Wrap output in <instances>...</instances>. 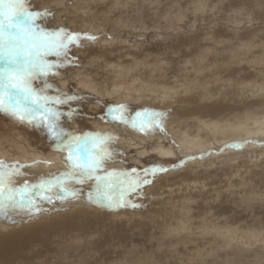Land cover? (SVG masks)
<instances>
[{"label": "rangeland", "instance_id": "rangeland-1", "mask_svg": "<svg viewBox=\"0 0 264 264\" xmlns=\"http://www.w3.org/2000/svg\"><path fill=\"white\" fill-rule=\"evenodd\" d=\"M42 1H43V3H41ZM56 1L57 0H52V1L51 0H49V1L48 0H31L32 6L36 9H44V8L54 9L53 14L45 16V17L38 20L39 28L43 29L44 31H47V32H56L59 29L64 28V29H67L71 33H79V34H81V39L79 42L81 46L73 45L70 49V53L68 55L67 60H62L61 58H58L52 54L45 56L44 59H46L47 61H49L53 64L59 65V66L54 67L47 75L42 74L39 76L38 79L34 80L33 81L34 87L37 90L44 89L45 94L48 96H51V97H55V96L61 95V94H66L68 96L74 97V99H72L71 101H67L64 104L55 105V107L61 113H63V115L60 118V126L62 129L66 130L70 135H77L78 136V135H82L85 133H92V134H101V135H104L105 137H107L108 134H106V131L109 132V130L110 131H115L116 129L118 130V128L120 129V126L126 130H127L126 127H128V131H133L132 133L139 135V136H135L136 139H132L131 141H128L126 137H123L120 134L116 135L117 137L116 136L113 137L112 140L114 142L111 141L108 146H109L110 150L113 151L114 155H113V158L105 164L106 165L105 167L110 166L109 167L110 171L115 169V168H113V167H115L114 164L115 165L118 164V167L116 165L117 168L115 169L117 171L124 170V171L131 172L132 168H136L138 170V172L140 173V175H143V172L141 170L146 168V167L162 166V167L166 168L167 171H165L163 173L158 172V173H156V175L154 177L149 176L148 178L152 180V183L143 186L142 194H139V195L133 194L130 197V199L133 197V201H134V199H136V202L134 204L141 205V206H138V207L126 206V207H120V208L112 209V210H119V209L124 210V209L128 208L129 211L134 209L135 212L132 211V213H135V215L126 213L127 214L126 217L120 215V217L117 219L110 218V217H109L110 218L109 219L106 216V217H103L100 221H98V225L96 227H92L89 224H87V225L81 224L80 226H82L84 228V231H83V229H77L75 231L70 232L67 229H61V228L58 229L57 228L56 234H53L52 235L53 237L51 236L49 238V240L44 241V239L43 240L41 239L38 244H28L27 246L21 245L22 247L15 249L12 253V255H13L12 259L21 256L20 258L22 259L23 262H25V260H30L29 264H43L44 262H46L45 264H49V263L50 264H64V263H66V264H138V263L139 264H154V263L155 264H264V232H263L264 231V198H263L264 197V189H263L264 188V173L261 172L262 166L264 165V139H262V138L258 139V138H255L254 135L248 134L249 136H247L246 138H240L241 142L238 140H230L229 139L228 141H223L222 145H219L220 143L217 144L218 147H215V144H212V145L207 146V149L206 148H200V149H196V150L188 149V151H187V149H185V145H183L184 144L183 142L190 141V139H188V138H191V137L194 138L197 135H199L200 138H203V136L207 135L206 131L199 132V128L197 126H198V122L200 121V119L195 118L193 120V119H187L183 116L178 117L177 115H174L173 113L169 114V113L165 112L164 111L165 108L160 109L158 107V108H156L157 111H155V108L148 106V105L145 106L146 104H144L142 102V100L138 98L139 95L136 94L135 90H132L134 88H141V87H139V85H141V83L137 82V79L139 77L136 78V81L134 79H130L129 81H128V79H126V81H128V82L126 84L124 81L123 83L125 85H123V83L121 84L120 82H122L124 79L118 78V76L116 74H114L115 72L118 71L117 69L115 70V67H117V64H118V67L120 66V69L122 68L121 70L124 69V71L127 73H129V70L131 73L133 71H134V73H136L138 70H141L144 65H146L150 62H151L150 64H152L153 60H154L153 63L155 61L156 62L158 61L161 63V61H162V63H164V64L161 63L160 64L161 66L157 63V65L159 67L158 69L156 68V66H157L155 64L156 62L154 63V65H155L154 68H156L154 73L156 74V77H157V73L161 72V70H159L160 67H162L163 69L162 68L161 69L165 70L167 73L168 72L171 73L173 71H176L173 73L174 75L171 73L172 76H175V78L171 77V74H170V77L172 79L173 78L175 79L176 85L173 87L172 82L169 84L170 87L168 86V84H163V85H166L167 87H169L168 89L171 90V91L169 90V92L167 93V95L165 94V96H167L168 98H171L172 96H170L169 94H171L170 92H172L173 90L179 89L178 93H180V94L184 93L185 88H183V87H185V86H183L184 84H181L180 82H184L182 80V78H184V76H185L184 71L187 70L186 67L188 68V70L186 71V76H187L188 71H191V70H189L190 69L189 66L191 68H193V67L195 68V66H197V65L198 66L205 65L206 60H209L210 58L219 59L222 56H223L222 58H225L226 55L230 56L231 54H233V53H230L233 51L234 52L236 51L235 57L239 56V58L237 59L234 57V59H233L232 57L231 58L226 57L227 63L230 64V62L233 61V64L237 63L239 65L240 64L239 61H241V59L243 57H245V59L244 58L242 59L243 62L247 61L246 56L243 55V54H245L243 51H242L243 53L240 52L241 55H239L240 53H238L239 51H241L242 47H244L245 49H248V50L250 49L249 50L250 52H248L249 57H250V54L253 51V49L254 50L256 49L255 52H252L253 54L251 57H253V58L247 57L250 59V62H248L249 60L247 61L248 63H250V65L248 63H245V62H244V64L239 65V70L240 69L241 70L243 69L246 71L249 70L247 73H244V74H245V76H247L248 81H250L251 87H253L254 90H256L255 91L256 94L247 96V92H249V90L245 89V91H242V93L244 92L245 96H244V94L239 92L238 95L242 98H240L238 96L239 98H236L237 100H234L228 96V94H231V91H230V93H228V91L225 90V92H226L225 94H226V96H228L225 100H226V102L229 100H233L234 104L236 105V109H240L241 116L239 115L240 116L239 121H238L239 123H243L244 120H245L244 121V123H245L247 117H250L254 120V118L258 116L257 114H259L258 117H263L264 112L261 111L262 109L264 111L263 100L259 99V101L261 100L260 101L261 104L257 101L258 102L257 104H259V105L255 104L257 106H253L254 104H252V103L255 102L256 100H254V99L255 98L258 99V97L260 95L259 89H258L259 86L264 89V85L261 83L264 80V43L262 44V41H264V6H263L264 0H259V1L255 0L258 3H256L254 0H249V1L248 0L247 1L242 0V2H240L241 0H238V1H235V0H209L210 2L208 0H196V2H198V4H196L197 6L194 3L195 0H171L172 2L169 0L170 1L169 3H168V0H159L160 2H158V0H147V1L146 0H135V1L134 0H92V1L91 0H58L57 3L61 2L62 7L60 6V3H59V5L56 4ZM74 1H75V3H74ZM229 1L232 4L231 3L228 4ZM191 2L195 6L191 5L192 4ZM170 3H172L173 5ZM176 3L178 4L177 6H179L178 10L176 9L177 6H174V4L176 5ZM199 3H200V5H199ZM212 3H214V4L212 5ZM251 3L252 4L255 3L257 5H252ZM73 4H74V7H73ZM94 4H96V5H94ZM114 4L115 5L117 4L118 6L117 5L115 6ZM230 4H231V6H228ZM246 4H248V5L251 4L252 6H255V8L252 6H248V5L246 6ZM112 5H114V6H112ZM120 5H121V7H120ZM168 5H170V6H168ZM258 5L261 6V8ZM70 6L73 8V12L75 13L74 17H71V15H66V13H61V12L57 11L58 9L62 10L64 8L65 9L69 8ZM155 6H156V8H155ZM212 6H215V7H213L214 8L213 10L211 8ZM172 7H175V11H174V8H172ZM249 7L254 8V9L251 10V8H249ZM162 8H164V11ZM205 8H209V9L205 10ZM139 9H140V11H139ZM210 9L212 11H210ZM217 9H218V11H217ZM146 10H148L147 11L148 13L146 12ZM156 11L159 12L160 14L156 13ZM176 11L179 12L180 15ZM225 11H226V13H228V15L226 13H224ZM62 12H64V11H62ZM161 12H162V14H161ZM248 12H250V13H248ZM87 13H88V15H87ZM166 13H167V15H166ZM194 13H196V14H194ZM247 13H248V15H247ZM175 14L176 15L178 14V15L176 16ZM193 14H194V16H193ZM233 14H234V16H233ZM152 15H155V18ZM172 15L175 18L178 17L180 20L178 18L175 19ZM156 16L158 17V19L156 18ZM164 16L167 18H164ZM180 17L183 19H181ZM228 17L230 19H228ZM154 19H156V20L154 21ZM177 19L179 20L178 22H177ZM163 20H165V22ZM142 21H144V22L141 23ZM167 21L170 23H167ZM230 21H231V23H230ZM138 22H139V24H138ZM155 22H157V23H155ZM171 22H173V23H171ZM174 22H176V24L178 23L179 25L177 24L178 26H176V24ZM166 23H167V26H170L172 24L171 27H166ZM155 24H157V25H155ZM161 24L162 25L164 24V27H161L162 26ZM173 25H175V27ZM141 26H143V27L141 28ZM172 27L174 30L172 29ZM217 29H222V30L226 29L227 34H231V32H232V36H233L231 40L227 39V41H225L226 43L224 41H222V44H219L221 47L222 46L226 47L228 44L227 42L235 41V40L237 41L235 43L236 46H232V49H230L231 47H229V46H228V48L226 47L224 49H223V47L222 48L218 47L219 45L216 43L217 39L215 40V38H216L215 31H217ZM234 29H235V32H233ZM209 30L212 32H210ZM227 30H229V31H227ZM259 30L263 33L259 32ZM176 31H178L179 34L178 33L176 34L175 33ZM171 32H172V34H171ZM236 32L240 36H238L237 34L235 35ZM161 33H162V35L164 34V36L160 35V38H159V34H161ZM184 33H185V35H184ZM233 33H234V35H233ZM84 34L94 36V37H96V39L95 40H88V39L84 38ZM204 34H205V36H204ZM242 34L243 35L245 34V35L242 36ZM251 34H253V35H251ZM193 35H198V36H200V39L203 40V41L200 40L198 48L195 47L198 52L194 48V46H197V45H194V44L190 45V44L186 43V41H185V39H189V38H191L190 36H193ZM228 37L230 38L231 36H228ZM258 37L260 40H259V42H256L255 40H257ZM114 38L116 41V43H115L116 45H114V43H112L115 41H111V39L113 40ZM255 38H257V39H255ZM212 39L214 40V42L211 41ZM209 41H211V42H209ZM241 41L244 43H242ZM248 41L251 43L252 46L257 45L256 47H258V49L255 47L253 48L251 45H249ZM252 41H254V43ZM208 42H209V44H208ZM212 42L214 44H212ZM136 43H138L140 46ZM245 43H246V45H245ZM255 43H256V45H255ZM257 43L260 45H258ZM105 44H106V46H105ZM128 44L131 46V48H129L130 46H128ZM131 44H133V45H131ZM135 44L138 46H135ZM211 44H212V47H211ZM142 45H143V47H142ZM214 45H215V47H214ZM110 46H111V48H110ZM250 46L253 48L252 50H251ZM259 46L263 48V51L256 52L257 50L260 49ZM133 47H135V48H133ZM138 47H139V49L137 50L136 48H138ZM119 48H121V49H119ZM199 48L203 49V50H200ZM208 48H210V49H208ZM262 48L260 50H262ZM132 49H134V50H132ZM183 50H184V52H183ZM199 50H200V52H199ZM138 51H140V52H138ZM191 51H193L192 52L193 54L191 53ZM141 52H142V54H141ZM105 53H108V54H105ZM113 53H114V55H113ZM127 53H130V54H127ZM132 53H135L138 57H134L135 54H132ZM258 53L260 55H258ZM109 54H112V55H109ZM119 54H120V56H119ZM140 54H141V56H140ZM144 54H145V56H144ZM190 55H191V57H190ZM242 55H243V57L241 58L240 56H242ZM254 55H255V59H254ZM261 55H263V56L261 57ZM146 57L148 59H146ZM149 57H151V58H149ZM164 57L166 60L164 59ZM177 57L178 58L180 57V59H179L180 61L178 60ZM182 57L184 58V61H182L183 60ZM119 58H120V60H119ZM160 58H162L163 60ZM181 58H182V60H181ZM259 58H260L261 63L259 62ZM105 59H106V61H111L108 63L109 64L112 63V64L110 66L108 65V63L105 64V62H106ZM136 59L138 60L137 61L138 66H137V64H136V66L134 64V61L136 62ZM167 59L168 60L170 59V60L168 61ZM173 59H174V61H173ZM193 59H195L196 61L195 60L193 61ZM101 60H103V61L101 62ZM127 60L129 61L128 63H127ZM140 60H141V62L139 64ZM148 60H150V62ZM199 60L200 61L202 60L201 63L200 62L197 63V61H199ZM120 61H121V63H120ZM123 61L125 63H122ZM176 61H178V63H176ZM185 61L186 62L188 61V62L186 63ZM256 61L258 62V66L261 69L260 72H259V68L257 66ZM145 62H147V63H145ZM167 62H171V63L173 62L172 63L173 66L171 65V63L169 65ZM190 62H192L193 64H191ZM141 63H142V66H140ZM184 63H186V64H184ZM195 63H197V64H195ZM252 63L255 65L256 70L253 68L254 65H252ZM121 64H122V66H121ZM105 65L109 66L110 69L105 67ZM112 65H114L115 67H113ZM128 65H129V67H128ZM133 65L137 68L136 69L137 71L133 70L135 68ZM163 65H164V67H163ZM168 65L172 66V69ZM182 65H183V67H181ZM176 66H179L180 68H182V70L184 69L183 74H182V70H179L180 68L176 67ZM165 67L166 68L168 67L169 69L167 68L168 69L167 70V69H165ZM174 67H176V69L179 68L178 70L180 71V75H179V72H177V70ZM106 68L108 69L109 72L112 71L111 73L114 74V76L110 77L108 75L109 72L106 70ZM126 68H128V69H126ZM142 70H144V69H142ZM256 71H257V73H256ZM200 72H202V71H200ZM197 73H199V72H197ZM135 75H137V74H135ZM176 75H178L179 77H177ZM195 76L193 77V79H199V81L202 80L201 83L206 82L205 80H203V77L201 75H198V77H197V74H195ZM253 76H254V78H252ZM255 76H256V78L258 77L257 81H256ZM114 77H115V79H113ZM165 77L168 78L169 75L167 74V76H165ZM249 77H251L250 79H253L254 83L251 82L252 80H249ZM259 77H262V78H259ZM118 79H120L121 81ZM85 80L87 81V84L88 83H90V84L81 85L80 82H83ZM117 80H118V82L119 81L120 82L117 83ZM131 80H133V81H131ZM139 80H141V79H139ZM212 80H208L207 82L210 84L208 86H211L212 87L211 90H213V92H214L217 90L218 87L215 86V84L213 83L214 80L213 81ZM134 81H135V83H134ZM196 81H198V80H196ZM210 81L212 84L210 83ZM229 81H231V80H229ZM245 81H246V79H243L242 82L238 83V85H239L238 87L245 86V83H244ZM129 82H132V83L128 84ZM177 82L180 83L181 86H179L180 84H177ZM142 83H143V80H142ZM226 83H230V85L229 84H227V85L232 86L231 82H226ZM117 84H120V85H117ZM221 84H225V83L221 82ZM128 85H131V87ZM45 86H47V87H45ZM204 87H206V86L204 85ZM103 88L104 89L106 88V91H104ZM181 90H182V92H181ZM101 91L103 92V94L101 93ZM116 91H120L122 94L117 95ZM157 92L158 91L153 90V91L148 92V95L149 94H150V96L153 95V97H156V95H157V97H161V96H159V92L158 93ZM188 92H191V93H188ZM188 92H186V95L187 94H189V96L195 95V93H194L195 91L193 92V90H189ZM110 93H113V94L109 95ZM178 93H177V95L176 94L175 95L178 96ZM240 93H241V95H240ZM132 94L134 97H135V95H137V96L133 99ZM257 94H258V97H257ZM128 95H129V97H128ZM232 96H235V95H232ZM253 96H254V98H253ZM153 97L151 96V98H153ZM210 100H207V99L205 101L203 100V103L206 105H210V106L212 105L214 107V105L217 103L225 102L224 100L221 99V97L211 98ZM118 105H124L125 106L123 115L127 118V121H128L127 123H116V122L112 121L110 117H106L104 119L100 118L104 115V113L108 112L111 107H115ZM247 105L249 108L247 107ZM145 109H148L149 111L163 112L164 116H168L164 119H163L164 116L162 117V123H163V129H164L163 132H161L159 129H155L154 131L149 132V134H145L144 132H141L138 129H135L132 127V120L133 119H135L138 124L140 123V118L136 116V113L142 112ZM247 109H249V110H247ZM259 109H261V110H259ZM250 113L252 116L249 115ZM170 118H171V120H169ZM240 118H241V120H240ZM257 118H255V119L256 120H262V118H260V119H257ZM179 119H180V121H179ZM205 119H208V118H205ZM214 119L216 120L215 117H211L206 121L211 123V122L215 121ZM227 119H229L230 122H233L232 121L233 119L232 118L230 119L229 115L226 118L224 117V118L220 119V121L227 120ZM171 121H172V123H171ZM180 123H181L182 129H181V127H179ZM188 123H190V124H188ZM193 123H194V126H193ZM184 124L187 125L186 126L187 128L185 127ZM249 124H250V122L247 123V125H249ZM107 126H110V127H107ZM190 127H192L191 129L193 130V132L190 129ZM177 129L178 130L180 129V130L177 132L176 131ZM187 129H189V132ZM183 130L184 131L186 130V131L184 132ZM120 131H122V130H120ZM120 131H118V132H120ZM0 133H2L1 135H5V136H3V138L5 137L4 141L6 143H8L6 141V139H7L6 137H14L15 139H18V137H20L19 139L22 138L23 140H24V138H26L27 144L29 146L28 145L26 146L25 144H24V146H26V148L29 150L30 149H32L34 151L36 150V152H41V154H43V155L53 154V153L58 154L60 156H62V155L66 156L67 155V152L62 154L60 151L56 150L54 141L47 134V132L44 128L30 125L27 122H21L17 119L12 118L9 115L3 113V112H0ZM184 133H186V134H184ZM140 136L142 137L143 141L141 140ZM116 139L118 141H116ZM158 144H160V145H158ZM235 145H239V147H237ZM250 145L257 147L258 149L263 148V151H260L261 153L257 158L254 155H247V153L243 154V156H242L243 161H242V159L238 161L239 162L238 165L241 162H243V164L245 163V165L247 166V168H246V166L244 167V169H246L247 171L246 170L244 171V169L241 170V171H243L242 172L243 174L239 171L238 173L229 172L230 173V175H229V173L225 172V170H224V168H227L228 165L227 164H220L219 160H216L215 167H210V168H207L206 166H202V167L198 166V165L195 166L192 164L193 166L196 167V169H195V167H192V165L189 166V164H188V163L197 162L198 160L209 158L212 155L224 154L225 152L228 151V149L236 150V149H241V148H244L245 146H250ZM119 146H121V147H119ZM158 146H164V147H170L171 146V148L173 150V154L165 155V156L158 154L157 150H156L158 148ZM5 147H6V149L11 150L9 145H6ZM14 152H15V150H11V153L16 155V152L15 153ZM257 160L259 162H257ZM5 162L9 163V164L16 163V164L22 165L21 163L16 162V161L15 162L14 161L13 162L12 161L11 162L5 161ZM219 168H220V170H219ZM250 168L253 171L250 170ZM106 169L108 170V168H106ZM207 169H210V170H207ZM211 169H213V170H211ZM206 170H207V172H205ZM202 171L204 173H202ZM219 171L221 172V174L218 173ZM255 171L258 172L257 174L259 176L256 174ZM20 172L23 173V175H17L15 177L16 179H23L29 174L26 167L21 168ZM191 172H193V173H191ZM100 173L102 174V175L100 174L101 176L105 175L104 172H100ZM195 173H196V176H195ZM163 174H164V178H162ZM215 174L217 176H215ZM224 174H226V175H224ZM247 174L249 175V177L247 176ZM208 175L211 177H214V178L212 179V178L208 177ZM200 177H201V179H199ZM203 179L206 181H204ZM209 179H211V180H209ZM39 181L40 180H38L36 183H38ZM158 181L160 182V185H159ZM170 181H172L171 182L172 184L170 183ZM189 181H190V183L193 182L191 184L192 186L190 185ZM232 181H234V183ZM156 182H158V183L156 184ZM178 182L180 185L178 184ZM23 183L24 182H15V186L16 187H22ZM232 183H233V185H231ZM94 184H95V181L85 183L83 185L76 184L75 187L81 190V194L76 199H72L70 196L68 198H65L63 201L54 198L53 204L63 203L66 205L73 204L72 206H74L79 201H83L84 204H87V206L92 211H95L96 209L100 208L101 210H105V211L110 212V210H108L106 207H103V206L98 205L96 203L92 204L87 199V193L90 190H92V188L94 187ZM198 184H199V186H197ZM237 184H238V186H237ZM256 184H258V185L256 186ZM260 184H262V185H260ZM29 185H31V184H29ZM154 185H157V186L159 185L160 187L158 186L157 189L152 188ZM208 185H209V187H208ZM214 185H216V187ZM145 186H146V189H145ZM147 186H149L150 188L149 187L147 188ZM210 186H211V188H210ZM192 187L195 188L197 190V192L193 191L195 189H192ZM213 187H215V188H213ZM254 187H256V188H254ZM163 188H165V189H163ZM190 188H191V190H190ZM212 188L215 190H213ZM238 188L239 189L241 188V189L238 190ZM201 189L202 190L205 189V190L203 192H200V191H202ZM145 190H147V192H145ZM149 190L151 193L149 192ZM184 190H186V191H184ZM249 190H251V191H249ZM214 191H216L217 196H216V193ZM217 191H219V192H217ZM220 191H222V193H224V192L225 193L220 195V193H221ZM233 191L235 194L232 193ZM143 192H145L146 195ZM159 192H160V194H159ZM185 192H187V193H185ZM183 193H185L186 196ZM227 193H229V194H227ZM236 194H237V196H235ZM255 195H256V197H255ZM135 196L137 198H135ZM146 196H149V198ZM171 196H172V198H171ZM233 196H235V197L233 198ZM152 197H154V199ZM180 197L181 198L183 197V198L181 199ZM187 197H189V198H187ZM191 197H192V199H195V200H192ZM201 197L203 200H201ZM220 197H221V199H220ZM257 197H259V198H257ZM161 198H162V200H161ZM169 199L171 200L170 202L172 203V205L169 202ZM188 199H190V200H188ZM259 199H260V201H259ZM139 200H141V202H139ZM247 200H249V201H247ZM250 200H252L253 202H251ZM148 201H150V202H148ZM177 201H178V203H177ZM203 201L207 202V203H205V205H204ZM240 201H242V202L240 203ZM255 201H257L259 204ZM173 202H175V203H173ZM243 202H245V203H243ZM254 202H255V204H257V206L254 204ZM43 203H47V201L46 200L41 201V200L37 199L38 206L40 204H43ZM144 203H145V206H144ZM180 203H182V204L185 203L189 208L185 205L180 204ZM189 203H191V204H189ZM156 204H158V205H156ZM169 204H170V207H169ZM178 204H179V208H178V206H176ZM250 205H252V206H250ZM158 206H159V208H157ZM165 206H167V208ZM174 206H176V207H174ZM168 207L171 209H169ZM246 207L247 208L251 207L250 209L252 211L249 208L245 210ZM147 208H149V210ZM163 208H165V209H163ZM100 209H98V210H100ZM175 209H177V210L179 209L178 211L181 213L179 214L177 210L175 211ZM208 209H210V210H208ZM146 210H148V212ZM166 210H167V213L169 212L170 215L167 213L166 214L164 213ZM253 210H254V212H253ZM172 211H174L175 214ZM189 211H191V214ZM243 211H245V212H243ZM211 212L213 214H211ZM49 213L51 215H52V213L55 214V212H53V211H50ZM154 213L156 214V216H158V213H159V215L162 214L161 215L162 219H160L161 216H159L160 218L154 216ZM250 213H251V215H253L252 218H251ZM256 213H257V215H256ZM18 214H19V216H21L22 214H26L29 216V217H24V218L22 217V219H21L22 222L20 223V225H18V227L22 226L24 223H31L33 221H36L37 219H39L38 217H40L42 215V213H39V211H33L31 214H27V213H18ZM177 214H178V216H177ZM136 215L137 216L140 215L141 218L140 217L136 218ZM210 215L212 217L209 218ZM44 216H48V214H46ZM171 216H172V218H171ZM167 217H170V218L168 219ZM184 217H185V219H184ZM253 217H255V218H253ZM29 218H33V219L29 220ZM165 218H167V220H165V222H164L163 220ZM198 218L201 220H199ZM42 219H45V217ZM107 220H108V222H107ZM184 220H185V223H184ZM177 221H178V223H177ZM186 223L188 224V226L186 225ZM250 223H251V225H250ZM10 224H8V225H10ZM178 224H180V225H178ZM253 224H255V226ZM8 225H6V226H8ZM77 225H78V223H77ZM169 225H170V227H172L173 231L171 230V228H168ZM208 225L209 226L211 225V226L209 227ZM214 225H215V228H214ZM177 226H178V229L180 226H181L180 228L183 227V230L179 229L177 236H176L174 230L177 231V228H176ZM198 226H200V227H198ZM205 226H207V227L205 228ZM163 227L166 228L165 231H164ZM173 227H174V229H173ZM226 227L231 228V230L227 229V231H225ZM72 228H74V227H72ZM211 228L213 231L211 230ZM168 229L170 232L167 231ZM214 229H216V230H214ZM255 229H256V231H259V233L256 232ZM260 229H262V230L260 231ZM246 230H247V232H244ZM237 231H239V232H237ZM165 232H167V233L165 234ZM171 232H174V234L173 233L171 234ZM205 232H206V234H205ZM241 232H242V234H241ZM74 233H76V234H74ZM168 233H170V234H168ZM72 234L74 236H72ZM189 234H191V235H189ZM225 234L227 235L226 237H225ZM256 234L258 235V237ZM180 235H182L181 237H183V239L180 238ZM187 235H189V236H187ZM214 235H216V236L214 237ZM59 236H61L60 239H63V240H60ZM175 236L178 239H175L174 238ZM5 237H6V235L4 234L3 237L0 238V240L3 241L2 238H5ZM168 237H170V238H168ZM73 238H75V239H73ZM156 238L158 239L157 240L158 242L156 240H154ZM160 238L164 239L163 243H162L163 239H162V241L160 240L161 242H159ZM213 239H214V242H213ZM184 242H185V244H184ZM59 243L61 244V246ZM203 245H204V247H203ZM58 246L60 248H58ZM62 246H63V248H62ZM61 248H62V251H61ZM41 249L46 250L47 252H44L43 255H41L42 253L41 254L39 253L38 255H41V257L39 259L40 260L44 259L46 261H41V263L33 261L32 257H35L36 256L35 253L40 252ZM156 249L159 252L157 251V253H156ZM203 250H205V251H203ZM186 252H188V253H186ZM197 253H199L198 254L199 256L197 255ZM157 254H159V256L162 259L159 256H157ZM25 255H26V257H25ZM87 255H88V257H87ZM150 255H153V256H150ZM196 255H197V257H196ZM154 256H157V257H154ZM170 256H171V258H170ZM22 257H24L25 259H23ZM166 259H167V261H166ZM137 260H138V263L134 262Z\"/></svg>", "mask_w": 264, "mask_h": 264}, {"label": "bare ground", "instance_id": "bare-ground-1", "mask_svg": "<svg viewBox=\"0 0 264 264\" xmlns=\"http://www.w3.org/2000/svg\"><path fill=\"white\" fill-rule=\"evenodd\" d=\"M49 1V0H48ZM52 1V0H51ZM58 1V0H57ZM57 1H56V4H58L59 5V3H60V6L62 7V5H61V2H59V3H57ZM92 1V0H91ZM135 1V0H134ZM147 1V0H146ZM171 1V0H170ZM169 0H168V3L170 2ZM209 1V0H208ZM235 1H238V0H235ZM247 1V0H246ZM249 1V0H248ZM255 1V0H254ZM259 1V0H258ZM137 2V1H136ZM157 2V1H156ZM158 2H160L159 0H158ZM157 2V3H158ZM172 2V1H171ZM179 2V1H178ZM210 2V1H209ZM240 2H242V0L240 1ZM256 2V1H255ZM37 3V2H36ZM41 3H43V1L41 2ZM63 3V2H62ZM74 3H75V1H74ZM111 3V2H110ZM121 3V2H120ZM123 3V2H122ZM155 3V2H154ZM187 3V2H186ZM192 3V2H191ZM195 5L196 4H198V2H196V0H195ZM217 3V2H216ZM220 3V2H219ZM229 3H231L230 1L228 2V4ZM256 3H258V2H256ZM49 4V3H48ZM71 4V3H70ZM82 4V3H81ZM112 4V3H111ZM118 4V3H117ZM116 4V5H117ZM146 4V3H145ZM170 4H172V3H170ZM214 3H212V5H213ZM232 4V3H231ZM231 4L230 5H228V6H231ZM252 4V3H251ZM246 4V6L248 5V6H252V5H257V4ZM83 5V4H82ZM94 5H96V4H94ZM115 5V4H114ZM114 5H112V6H114ZM115 5V6H116ZM152 5V4H151ZM162 5V4H161ZM173 5V4H172ZM178 4L176 3V5L174 4V6H177ZM191 5H193V6H195L193 3L191 4ZM199 5H200V3H199ZM226 5V4H225ZM59 6V7H60ZM68 6V5H67ZM109 6V5H108ZM118 6V5H117ZM125 6V5H124ZM160 6V5H159ZM168 6H170V5H168ZM184 6V5H183ZM188 6V5H187ZM192 6V7H193ZM197 6V5H196ZM227 6V7H228ZM259 6V5H258ZM264 6V5H263ZM262 6V7H263ZM73 7H74V4H73ZM111 7V6H110ZM120 7H121V5H120ZM128 7V6H127ZM153 7V6H152ZM163 7V6H162ZM179 6H177V10L179 9L178 8ZM213 7H215V6H212L211 8H212V10L214 9ZM252 7H254L255 8V6H252ZM260 8H261V6H259ZM70 8V9H69ZM69 8H64V9H62V10H60V9H58L57 11H59V12H61V13H66V15H71V17H74L75 16V13L73 12V8L70 6ZM72 8V9H71ZM136 8V7H135ZM150 8V7H149ZM155 8H156V6H155ZM159 8V7H158ZM165 8V7H164ZM164 8H162L163 9V11H164ZM172 8H174V11H175V7H172ZM194 8V7H193ZM199 8V7H198ZM210 8V7H209ZM209 8H205V10H207V9H209ZM223 8V7H222ZM241 8V7H240ZM249 8H251V7H249ZM254 8H251V10L252 9H254ZM258 8V7H257ZM87 9V8H86ZM52 10H54V9H52ZM88 10V9H87ZM195 10V9H194ZM197 10V9H196ZM199 10V9H198ZM211 9H210V11H212ZM233 10V9H232ZM249 10V9H248ZM62 11H64V12H62ZM67 11V12H66ZM79 11V10H78ZM139 11H140V9H139ZM143 11V10H142ZM148 10H146V12H147ZM153 11V10H152ZM202 11V10H201ZM209 11V12H210ZM217 11H218V9H217ZM235 11V10H234ZM238 11V10H237ZM250 11V10H249ZM255 11V10H254ZM177 12V11H176ZM203 12V11H202ZM201 12V13H202ZM233 12V11H232ZM86 13V12H85ZM148 13V12H147ZM156 13H159V12H157L156 11ZM169 13V12H168ZM172 13V12H171ZM170 13V14H171ZM178 14H179V12H177ZM205 13V12H204ZM224 13H226V11L224 12ZM239 13V12H238ZM242 13V12H241ZM248 13H250V12H248ZM248 13H247V15H248ZM255 13V12H254ZM259 13V12H258ZM160 14V13H159ZM161 14H162V12H161ZM177 14V15H178ZM194 14H196V13H194ZM194 14H193V16H194ZM203 14V13H202ZM207 14V13H206ZM227 15H228V13H226ZM235 14V13H234ZM234 14H233V16H234ZM77 15V14H76ZM81 15V14H80ZM79 15V16H80ZM87 15H88V13H87ZM138 15V14H137ZM144 15V14H143ZM166 15H167V13H166ZM176 15V14H175ZM176 15V16H177ZM180 15V14H179ZM200 15V14H199ZM242 15V14H241ZM251 15V14H250ZM152 16H154V18H155V15H152ZM161 16V15H160ZM173 16V15H172ZM202 16V15H201ZM230 16V15H229ZM232 16V15H231ZM243 16V15H242ZM253 16V15H252ZM91 17V16H90ZM174 17V16H173ZM250 17V16H249ZM258 17V16H257ZM138 18V17H137ZM156 18L158 19V17L156 16ZM162 18V17H161ZM164 18H167V17H165L164 16ZM171 18V17H170ZM175 18V17H174ZM176 18H178V17H176ZM175 18V19H176ZM181 18V17H180ZM196 18V17H195ZM243 18V17H242ZM259 18V17H258ZM60 19V18H59ZM152 19V18H151ZM179 19V18H178ZM177 19V22L180 20H178ZM181 19H183V18H181ZM228 19H230L229 17H228ZM62 20V19H61ZM88 20V19H87ZM128 20V19H127ZM139 20V19H138ZM137 20V21H138ZM156 19H154V21H155ZM232 20V19H231ZM136 21V22H137ZM145 21V20H144ZM144 21H142L141 23H143ZM153 21V22H154ZM164 22H165V20H163ZM218 21V20H217ZM127 22V21H126ZM134 22V21H133ZM161 22V21H160ZM195 22V21H194ZM193 22V23H194ZM221 22V21H220ZM89 23V22H88ZM92 23V22H91ZM132 23V22H131ZM140 23V24H141ZM155 23H157V22H155ZM167 23H170V22H168L167 21ZM167 23H166V27H171V25L170 26H167ZM171 23H173V22H171ZM175 24H176V22H174ZM230 23H231V21H230ZM138 24H139V22H138ZM178 24V23H177ZM176 24V26H178ZM227 24V23H226ZM238 24V23H237ZM127 25V24H126ZM134 25V24H133ZM155 25H157V24H155ZM162 25V24H161ZM194 25V24H193ZM136 26V25H135ZM174 27H175V25H173ZM195 26V25H194ZM227 26V25H226ZM233 26V25H232ZM237 26V25H236ZM74 27V26H73ZM143 26H141V28H142ZM159 27V26H158ZM161 27H164V24L161 26ZM190 27V26H189ZM235 27V26H234ZM256 27V26H255ZM260 27V26H259ZM262 27V26H261ZM136 28V27H135ZM149 28V27H148ZM226 28V27H225ZM236 28V27H235ZM257 28V27H256ZM146 29V28H145ZM166 29V28H165ZM172 29H173V27H172ZM176 29V28H175ZM178 29V28H177ZM228 29V28H227ZM231 29V28H230ZM233 29V28H232ZM245 29V28H244ZM258 29V28H257ZM174 30V29H173ZM207 30V29H206ZM255 30V29H254ZM210 31V30H209ZM208 31V32H209ZM227 31H229V30H227ZM137 32V31H136ZM161 32V31H160ZM210 32H212V31H210ZM231 32V31H230ZM233 32H235V29H234V31ZM256 32V31H255ZM254 32V33H255ZM258 32V31H257ZM259 32H261L260 30H259ZM176 34L178 33V31H176L175 32ZM174 33V34H175ZM186 33V32H185ZM185 33H184V35H185ZM191 33V32H190ZM196 33V32H195ZM200 33V32H199ZM207 33V32H206ZM215 35H216V38H215V40L217 41L216 43L219 45V44H222V41H227V39H232V32H231V34H227V32H226V29L225 30H222V29H217V31H215ZM250 33V32H249ZM261 33H263V32H261ZM171 34H172V32H171ZM179 34V33H178ZM214 34V33H213ZM238 35V33L236 32L235 33V35ZM240 34V33H239ZM257 34V33H256ZM160 35L161 36H164V34L162 35V33L161 34H159V38H160ZM169 35V34H168ZM191 35V34H190ZM201 35V34H200ZM233 35H234V33H233ZM245 35V34H244ZM243 34H242V36H244ZM251 35H253V34H251ZM98 36V35H97ZM170 36V35H169ZM178 36V35H177ZM202 36V35H201ZM204 36H205V34H204ZM228 36H231L230 38L228 37ZM238 36H240V35H238ZM250 36V35H249ZM263 36V35H262ZM99 37V36H98ZM166 37V36H165ZM191 38H189V39H185V41H186V43H188V44H190V45H197V46H194V48L196 47V48H198V45H199V43H200V40H202V39H200V36H198V35H193V36H190ZM203 37V36H202ZM246 37V36H245ZM83 38V37H82ZM250 38V37H249ZM105 39V38H104ZM177 39V38H176ZM175 39V40H176ZM214 39V38H213ZM211 40V41H213L214 42V40ZM255 39H257V38H255ZM107 40V39H106ZM248 40V39H247ZM254 40V39H253ZM258 40V41H257ZM257 40H255L256 42H259V37H258V39ZM101 41V40H100ZM111 41H115V38L112 40L111 39ZM126 41V40H125ZM203 41V40H202ZM201 41V42H202ZM211 41H209V42H211ZM229 41V40H228ZM239 41V40H238ZM246 41V40H245ZM209 42H208V44H209ZM212 42V44H214ZM230 42V43H229ZM229 42H227L228 44H227V48H228V46L229 47H231L230 49H232V46H236L235 45V43L237 42L236 40L235 41H229ZM242 42V41H241ZM249 42V41H248ZM253 43H254V41H252ZM111 43V42H110ZM109 43V44H110ZM112 43H114V45H116L115 43H116V41L115 42H112ZM130 43V42H129ZM185 43V44H186ZM226 43V42H225ZM224 43V44H225ZM242 43H244V42H242ZM247 43V42H246ZM246 43H245V45H246ZM264 43V41H262V44ZM122 44V43H121ZM136 44H138V43H136ZM135 44V46H138V45H136ZM202 44V43H201ZM212 44H211V47H212ZM223 44V45H224ZM240 44V43H239ZM248 44V43H247ZM258 44V43H257ZM131 45H133V44H131ZM204 45V44H203ZM226 45V44H225ZM249 45H251V43L249 42ZM255 45H256V43H255ZM258 45H260V44H258ZM105 46H106V44H105ZM109 46V45H108ZM128 46H130L129 44H128ZM140 46V45H139ZM205 46V45H204ZM248 46V45H247ZM246 46V47H247ZM252 46V45H251ZM250 46V47H251ZM257 46V45H256ZM256 46H252L253 48L255 47V48H257L258 49V47H256ZM113 47V46H112ZM142 47H143V45H142ZM200 47V46H199ZM203 47V46H202ZM201 47V48H202ZM214 47H215V45H214ZM218 47H220V48H222L223 47V49L224 48H226V47H224V46H218ZM249 47V48H250ZM251 47V50L253 49ZM109 48V47H108ZM110 48H111V46H110ZM122 48V47H121ZM121 48H119V49H121ZM125 48V47H124ZM129 48H131V46L129 47ZM133 48H135V47H133ZM193 48V47H192ZM195 48V49H196ZM239 48V47H238ZM237 48V49H238ZM259 48L261 49L262 47H260L259 46ZM127 49V48H126ZM137 50L139 49V47L138 48H136ZM164 49V48H163ZM174 49V48H173ZM200 49V48H199ZM208 49H210V48H208ZM257 50L256 52H261V51H263V48H262V50ZM105 50V49H104ZM112 50V49H111ZM116 50V49H115ZM132 50H134V49H132ZM141 50V49H140ZM200 50H203V49H200ZM200 50H199V52H200ZM250 50V49H249ZM248 49H245L244 47H242V49H241V51H237L238 53H240V52H244L245 54H243L244 56H246V59H247V61L248 62H250V57L252 56V52H255V50L253 49V51L251 52V54H250V57L248 56L249 54H248V52H250ZM107 51V50H106ZM178 51V50H177ZM196 51H197V49H196ZM214 51V50H213ZM212 51V52H213ZM225 51V50H224ZM126 52V51H125ZM129 52V51H128ZM138 52H140V51H138ZM183 52H184V50H183ZM193 51H191V53H192ZM198 52V51H197ZM216 52V51H215ZM242 52V53H243ZM115 53V52H114ZM114 53H113V55H114ZM124 53V52H123ZM174 53V52H173ZM217 53V52H216ZM215 53V54H216ZM229 53V52H228ZM227 53V54H228ZM230 53H233V54H231L230 56H227L226 55V57H232L233 59H234V57H235V53H236V51L234 52H230ZM237 53V54H238ZM105 54H108V53H105ZM127 54H130V53H127ZM132 54H135V53H132ZM141 54H142V52H141ZM141 54H140V56H141ZM159 54V53H158ZM182 54V53H181ZM188 54V53H187ZM193 54V53H192ZM199 54V53H198ZM203 54V53H202ZM255 54V53H254ZM99 55V54H98ZM109 55H112V54H109ZM139 55V54H138ZM166 55V54H165ZM186 55V54H185ZM184 55V56H185ZM206 55V54H205ZM239 55H241V53L239 54ZM243 55L242 56H240L241 58L243 57ZM256 55V54H255ZM255 55H254V59H255ZM258 55H260L259 53H258ZM119 56H120V54H119ZM129 56V55H128ZM144 56H145V54H144ZM147 56V55H146ZM216 56V55H215ZM263 55H261V57H262ZM103 57V56H102ZM126 57V56H125ZM124 57V58H125ZM131 57V56H130ZM134 57H138L136 54H135V56ZM153 57V56H152ZM176 57V56H175ZM174 57V58H175ZM190 57H191V55H190ZM198 57V56H197ZM223 57V56H222ZM219 58V59H213V58H210L209 60H206V63H205V65H202V66H195V68L191 65V64H193L192 62H190L189 64L193 67V68H191L190 66H189V70H191V71H188V74H187V76H186V71L188 70V68L186 67V71H184L185 72V76H184V78H182V80L184 81V82H180L181 84H184L183 86H185V87H183V88H185L184 89V93H182V94H180V93H178V90H173L172 92H170L171 94H169L170 96H172L171 98H168L167 96H165V94L167 95V93L169 92V90L170 89H168L169 87H170V83L172 82L173 84H172V86L174 87L175 85H176V83H175V76H172V74L174 73V72H176V71H173V72H171V73H167L165 70H162L163 68L162 67H160V69L159 70H161V72L160 73H157V77H156V74L154 73L155 72V70H156V68L158 69L159 67H158V65H157V63L160 65L161 63H162V61H161V63L160 62H154L157 66H156V68H154L155 67V65H154V63H153V61H152V64H150L151 62H150V60H148L150 63H148V64H146V65H144L143 66V68L142 69H144V70H136L137 68L135 67L136 66V64L138 63L137 61V59H136V62L134 61V64H135V68L133 69V70H135V71H137L136 73H134V71L131 73L130 72V70H129V73H127V72H125L124 71V69L123 70H121L120 69V66L118 67V64H117V67H115L114 65H112L113 67H115V70L117 69L118 71L117 72H115L114 74H116L117 76H118V78H123L124 80L122 81V82H120L121 80L120 79H118V80H120L119 82L122 84L124 81H125V83L127 84V82L130 80V79H134L135 81H136V78H138L137 79V82H139V83H141V85H139V87H141V88H134V89H132V90H135V92H136V94H138L139 96H138V98L139 99H141L142 100V102L144 103V104H146L145 106H151V107H153V108H155V111H157L156 110V108H160V109H163V108H165V112H167V113H173L174 115H177L178 117L180 116V117H185V118H187V119H195V118H197V119H200V121L198 122V128H199V132H201V131H206L207 132V135L206 136H203V138H200L199 137V135H197L196 137H194V138H188V139H190V141H185V142H183L184 144L183 145H185V149H187V151H188V149H190V150H196V149H200V148H206L207 149V146H209V145H212V144H215V147H218V145L217 144H219V145H222L223 144V141H228L229 139L230 140H238V141H240L241 142V140H240V138H246L247 136H249L248 134H251V135H254L255 136V138H262V139H264V116L263 117H258L259 116V114H257L258 116V118L257 117H255V118H257V119H260V118H262V120H256L255 118H254V120L252 119V118H250V117H247L246 118V122L244 123V121H243V123H239L238 121H239V117L241 116V112H240V109H236V105L234 104V101L233 100H229V101H227L226 102V98L229 96L231 99H234V100H237L236 98H239L240 96L238 95L239 94V92H241L242 93V91H245V89H248L249 90V92H247V96L248 95H255L256 94V90H254V88L253 87H251V85H250V81H248V78H247V76H245V74L244 73H247L248 71H246V70H239V65L240 64H244V62L245 63H248L247 61H244L243 62V58L245 59V57H243L242 59H241V61H239L240 62V64L238 65L237 63L236 64H233V61H231L230 62V64L229 63H227V58L225 57V58ZM247 57H249V58H247ZM257 57V56H256ZM106 58V57H105ZM149 58H151V57H149ZM178 58V57H177ZM183 58V57H182ZM182 58H181V60H182ZM235 58H239V56L238 57H235ZM251 58H253V57H251ZM103 59V58H102ZM132 59V58H131ZM134 59V58H133ZM146 59H148L147 57H146ZM145 59V60H146ZM158 59V58H157ZM160 59H162V58H160ZM164 59H165V57H164ZM180 59V57L178 58V60ZM188 59V58H187ZM257 59V58H256ZM119 60H120V58H119ZM130 60V59H129ZM163 60V59H162ZM166 60V59H165ZM168 60V59H167ZM170 60V59H169ZM168 60V61H169ZM186 60V59H185ZM195 59H193V61H194ZM103 60H101V62H102ZM105 61H106V59H105ZM115 61V60H114ZM173 61H174V59H173ZM180 61V60H179ZM182 61H184V58H183V60ZM192 61V60H191ZM196 61V60H195ZM202 61V60H201ZM201 61L199 60V61H197V63L198 62H200L201 63ZM208 61V62H207ZM252 61V60H251ZM108 62H111V61H106L105 62V64L106 63H108ZM129 61L127 60V63H128ZM140 62H141V60L139 61V64H140ZM186 62V61H185ZM188 62V61H187ZM186 62V63H187ZM243 62V63H242ZM255 62V61H254ZM257 62V61H256ZM259 62H260V58H259ZM120 63H121V61H120ZM122 63H125L124 61L122 62ZM145 63H147V62H145ZM169 65H170V63L171 62H167ZM173 63V62H172ZM172 63H171V65H172ZM176 63H178V61H176ZM180 63V62H179ZM182 63V62H181ZM186 63H184V64H186ZM197 63H195V64H197ZM204 63V62H203ZM261 63V62H260ZM100 64V63H99ZM112 64V63H111ZM111 64H109L108 63V65L110 66ZM133 64V63H132ZM162 64H164V63H162ZM194 64V65H195ZM249 65H250V63H248ZM120 65V64H119ZM168 65V66H169ZM175 65V64H174ZM177 65V64H176ZM181 65V64H180ZM252 65H254L253 63H252ZM109 66H107V65H105V67H107L108 69H110V67ZM121 66H122V64H121ZM137 66H138V64H137ZM140 66H142V63H141V65ZM139 66V67H140ZM161 66V65H160ZM173 66V65H172ZM172 66H169L171 69H172ZM187 66V65H186ZM245 66V65H244ZM243 66V67H244ZM248 66V65H247ZM257 66H258V62H257ZM261 66V65H260ZM263 66V65H262ZM128 67H129V65H128ZM138 67V68H139ZM163 67H164V65H163ZM176 67H179V66H176ZM176 67H174L175 69H176ZM181 67H183V65L181 66ZM251 67V66H250ZM106 68V70L108 71V69ZM125 68V67H124ZM132 68V67H131ZM162 68V69H161ZM168 68V67H167ZM166 67H165V69H167ZM180 68V67H179ZM178 68V69H179ZM185 68V67H184ZM246 68V67H245ZM248 68V67H247ZM252 68V67H251ZM254 69H255V65H254V67H253ZM258 68H259V72H260V67L258 66ZM257 68V69H258ZM114 69V68H113ZM126 69H128V68H126ZM140 69V68H139ZM169 69V68H168ZM167 69V70H168ZM174 69V70H175ZM178 69H176L177 70V72H179V75H180V71L179 70H182V68H180L179 70ZM250 69V68H249ZM184 70V69H183ZM183 70H182V74H183ZM256 70V69H255ZM263 70V69H262ZM103 71V70H102ZM111 71V70H110ZM171 71V70H170ZM200 71H202V72H200ZM258 71V70H257ZM257 71H256V73H257ZM109 72V71H108ZM112 72V71H111ZM111 72H109L108 73V75L110 76V77H112V76H114V74H112ZM197 72H199V73H197ZM263 72V71H262ZM106 73V72H105ZM254 73V72H253ZM107 74V73H106ZM135 74H137V75H135ZM167 74L169 75V77L168 78H166L165 76H167ZM170 74H171V77H174L173 79L170 77ZM176 74V73H175ZM195 74H197V77H198V75H201L202 77H203V80H205L206 82H204V83H201V81H199V79H193V77L195 76ZM161 75V76H160ZM174 75V74H173ZM263 75V74H262ZM261 75V76H262ZM120 76V77H119ZM177 77H179L178 75H176ZM200 76V77H201ZM181 77V76H180ZM196 77V76H195ZM251 77H249V80H252L251 82H253L254 83V81H253V79H250ZM252 78H254V76L252 77ZM255 78H256V76H255ZM259 78H262V77H259ZM113 79H115V77L113 78ZM112 79V80H113ZM117 79V78H116ZM126 79H128V81H126ZM139 79H141V80H139ZM178 79V78H177ZM176 79V80H177ZM180 79V78H179ZM202 79V78H201ZM214 80V84H215V86H217L218 88H217V90L216 91H214L213 92V90H211V86H208V85H210L207 81L208 80ZM243 79H246V81L244 82L245 83V86H242V87H238L239 85H238V83H240V82H242V80ZM106 80V79H105ZM118 80H117V83H119L118 82ZM139 80V81H138ZM142 80H143V83H142ZM196 80H198V81H196ZM212 80V81H213ZM229 80H231V81H229ZM258 80V77L256 78V81ZM86 81V80H85ZM85 81H83V82H80V84L81 85H83V84H85V85H88V84H90V83H88L87 84V81L85 82ZM131 81H133V80H131ZM135 81H134V83H135ZM141 81V82H140ZM179 81V80H178ZM220 81V82H219ZM107 82V81H106ZM105 82V83H106ZM221 82H223V83H225V84H221ZM226 82H231L232 83V86H229L230 85V83H226ZM263 82H264V80H263ZM263 82H261L263 85H264V83ZM109 83V82H108ZM111 83V82H110ZM115 83V82H114ZM130 83H132V82H129L128 84H130ZM180 83H178L177 82V84H180ZM210 83H211V81H210ZM247 83V84H246ZM252 83V84H253ZM260 83V82H259ZM138 84V83H137ZM163 84H168V86L169 87H167L166 85H163ZM181 84L179 85V86H181ZM212 84V83H211ZM227 84H229V85H227ZM261 84V85H262ZM110 85V84H109ZM117 85H120V84H117ZM123 85H125L124 83H123ZM135 85V84H134ZM162 85V86H161ZM204 85L206 86V87H204ZM250 85V86H249ZM262 85V86H263ZM127 86V85H126ZM128 86H130L131 87V85H128ZM136 86V85H135ZM178 86V87H179ZM172 88V87H171ZM191 88V89H190ZM104 89V88H103ZM175 89V88H174ZM177 89V88H176ZM257 89V88H256ZM259 93H260V95H259V97H258V94H257V97H258V99H254V100H256L255 102H253L252 104H254L253 106H257V105H259V104H257L258 102L260 103V101H259V99H262L263 100V102H264V89L263 88H261L260 86H259ZM111 90V89H110ZM115 90V89H114ZM131 90V91H132ZM158 91L159 92V96H161V97H157V95H156V97H153V95H151L153 98H151V96H150V94L148 95V92H150V91ZM189 90H193V92L195 93V95L193 96V95H190L189 96V94H187L186 95V92H188ZM225 90H227L228 91V93H230V91H231V94L232 95H235V96H232L231 94H228V96H226V92H225ZM240 90V91H239ZM103 91V90H102ZM101 91V93L103 94V92L104 91H106V88L104 89V91L102 92ZM109 91V90H108ZM107 91V92H108ZM171 91V90H170ZM258 91V90H257ZM112 92V91H111ZM157 92V93H158ZM181 92H182V90H181ZM105 93V92H104ZM125 93V92H124ZM134 93V92H133ZM177 93H178V96H176L177 95ZM188 93H191V92H188ZM193 93V94H194ZM241 93H240V95H241ZM111 94H113V93H110L109 95H111ZM116 94L117 95H120V94H122L120 91H116ZM176 94V95H175ZM242 94H244V92L242 93ZM108 95V96H109ZM125 96V95H124ZM137 95H135V97H136ZM169 96V97H170ZM239 96V97H238ZM244 96H245V94H244ZM128 97H129V95H128ZM127 97V98H128ZM131 97V96H130ZM132 97H133V99L135 98L134 96H133V94H132ZM217 97H221V99L222 100H224L225 102H221V103H217V104H215L214 105V107L211 105H206V104H204L203 103V100L205 101L206 99L207 100H210L211 98H217ZM126 98V97H125ZM240 98H242V97H240ZM246 98V97H245ZM253 98H254V96H253ZM132 99V98H131ZM138 99V100H139ZM140 100V101H141ZM241 100V99H240ZM253 100V101H254ZM211 101V100H210ZM209 101V102H210ZM258 101V102H257ZM207 102V101H206ZM232 102V103H231ZM238 103V102H237ZM234 104V105H233ZM240 104V103H239ZM251 104V105H252ZM255 104H257V105H255ZM261 104V103H260ZM245 106V105H244ZM264 106V105H263ZM247 107H248V105H247ZM261 107V106H260ZM246 108V107H245ZM249 108V107H248ZM259 108V107H258ZM264 108V107H263ZM253 109V108H252ZM262 109V108H261ZM261 109H259V110H261ZM247 110H249V109H247ZM251 110V109H250ZM252 111V110H251ZM258 111V110H257ZM262 112H264L263 111V109L261 110ZM250 112V111H249ZM260 112V111H259ZM258 112V113H259ZM252 113V112H251ZM251 113L249 114V115H251ZM256 113V112H255ZM254 113V114H255ZM261 113V112H260ZM247 114V113H246ZM229 115V118L231 119H233L232 121L233 122H230L229 121V119H227V120H222V121H220V119H222V118H226L227 116ZM240 115V116H239ZM261 115V114H260ZM170 116V115H169ZM246 116V115H245ZM252 116V115H251ZM166 117H168V116H164L163 117V119L164 118H166ZM171 117V116H170ZM211 117H215L216 118V120L214 121V122H207L206 120H208L209 118H211ZM244 117V116H243ZM254 117V116H253ZM175 118V117H174ZM202 118V119H201ZM205 118H208V119H205ZM184 119V118H183ZM182 119V120H183ZM243 119V118H242ZM169 120H171V118L169 119ZM213 120V119H212ZM240 120H241V118H240ZM179 121H180V119H179ZM178 121V122H179ZM185 121V120H184ZM210 121V120H209ZM248 122H250V124L249 125H247V123ZM171 123H172V121H171ZM182 123V122H181ZM181 123L179 124V127H181ZM176 124V123H175ZM178 124V123H177ZM188 124H190V123H188ZM172 125V124H171ZM185 125V124H184ZM173 126V125H172ZM176 126V125H175ZM178 126V125H177ZM187 125H185V127H186ZM193 126H194V123H193ZM107 127H110V126H107ZM127 128V130L126 129H124L123 127H121L120 126V129L118 128V130L116 131H110L109 129V132L108 131H106V134H108V135H111L112 137H114V136H116V135H121V136H123V137H126L127 138V140L128 141H131L132 139H136L135 138V136H139V135H136V134H134V133H132L133 131H128V127H126ZM187 128V127H186ZM185 128V129H186ZM192 127H190V129H191ZM111 129V128H110ZM113 129V128H112ZM131 129V128H130ZM133 129V128H132ZM174 129V128H173ZM181 129H182V127H181ZM106 130V129H105ZM120 130H122V131H120ZM134 130V129H133ZM180 130V129H179ZM178 129L176 130L177 132L179 131ZM188 130V132H189V129H187ZM192 130V129H191ZM118 131H120V132H118ZM174 131V130H173ZM184 131V130H183ZM186 131V130H185ZM184 131V132H185ZM195 131V130H194ZM123 132V133H122ZM191 132V131H190ZM192 132H193V130H192ZM18 133V132H17ZM2 133H0V160H2V161H8V162H19V163H21L22 165H30L29 167H26V169L28 170V172H29V174L25 177V178H23V179H16L15 178V182H24V181H28L29 182V184H32V183H36L38 180H41V179H44V180H48V179H51L52 178V176L53 175H58L59 174V172L60 171H62V170H64L65 169V161H64V159H62V156H60V155H58V154H47V155H43V154H41V152H36V150L34 151V150H32V149H27L26 148V146L28 145L27 144V140H26V138H24V140L21 138V139H19L20 137H18V139H15L14 137H6L7 139H6V141L8 142V143H6L5 141H4V138H3V136H5V135H1ZM149 134V133H148ZM184 134H186V133H184ZM7 135V134H6ZM10 135V134H9ZM154 135V134H153ZM253 136V137H254ZM17 137V136H16ZM117 137V136H116ZM141 137V136H140ZM150 137V136H149ZM146 138V137H145ZM158 139V138H157ZM141 140H142V137H141ZM113 141V140H112ZM116 141H118L117 139H116ZM115 141V142H116ZM143 141V140H142ZM114 142V141H113ZM263 142V141H262ZM5 144V145H4ZM24 144L26 145V146H24ZM30 144V143H29ZM117 144V143H116ZM6 145H9V147H10V149L11 150H15V152H16V155H14L13 153H11V150H8V149H6ZM158 145H160V144H158ZM29 146V145H28ZM31 146V145H30ZM157 146V145H156ZM166 146V145H165ZM168 146V145H167ZM33 147V146H32ZM31 147V148H32ZM119 147H121V146H119ZM155 147V146H154ZM8 148V147H7ZM29 148V147H28ZM156 148V147H155ZM152 149V148H151ZM157 150V153L158 154H160V155H163V156H165V155H171V154H173V150H172V148H171V146L170 147H164V146H158V148L156 149ZM260 151H263V148H260V149H258L257 147H255V146H253V145H250V146H245L244 148H241V149H236V150H234V149H228V151L227 152H225L224 154H221V155H212V156H210L209 158H206V159H202V160H198L197 162H194V163H188L189 164V166H191L192 164L193 165H195V166H206L207 168H210V167H215V165H216V160H219V162H220V164H227L228 165V167L227 168H224V170H225V172H227V173H229V172H235V173H238L239 171L242 173L243 171H241V170H243L244 169V167L246 166L245 165V163L243 164V162H241L239 165H238V161L239 160H241L242 159V156H243V154L244 153H247V155H254V156H256V158L260 155ZM14 152V153H15ZM60 154V153H59ZM246 160V159H245ZM244 160V161H245ZM196 161V160H195ZM242 161H243V159H242ZM257 162H259L258 160H257ZM120 164V163H119ZM32 165H34V166H32ZM117 165V167H118V164H116ZM116 165L114 164V166L115 167H113V168H117L116 167ZM192 165V167H195V166H193ZM263 165V164H262ZM106 166V165H105ZM109 167L110 166H108V167H105V168H108V171H110L109 170ZM261 167V166H260ZM246 168H247V166H246ZM195 169H196V167H195ZM174 170V169H173ZM183 170V169H182ZM198 170V169H197ZM196 170V171H197ZM207 170H210V169H207ZM207 170L205 171V172H207ZM211 170H213V169H211ZM219 170H220V168H219ZM246 169H244V171H245ZM250 170H252L251 168H250ZM112 171V170H111ZM172 171V170H171ZM223 171V170H222ZM247 171V170H246ZM253 171V170H252ZM170 172V171H169ZM209 172V171H208ZM256 172V171H255ZM262 173H264V165L262 166V171H261ZM163 173V172H162ZM171 173V172H170ZM191 173H193V172H191ZM197 173V172H196ZM196 173H195V176H196ZM202 173H204L203 171H202ZM218 173H220L221 174V172L219 171ZM217 173V174H218ZM253 173V172H252ZM258 172H256V174H257ZM101 173H99V175H100ZM198 174V173H197ZM243 174V173H242ZM102 175V174H101ZM169 175V174H168ZM176 175V174H175ZM204 175V174H203ZM224 175H226V174H224ZM223 175V176H224ZM229 175H230V173H229ZM228 175V176H229ZM245 175V174H244ZM258 175V174H257ZM261 175V174H260ZM163 177L162 178H164V174L162 175ZM215 176H217L216 174H215ZM221 176V175H220ZM227 176V177H228ZM247 176L249 177V175L247 174ZM259 176V175H258ZM257 176V177H258ZM161 177V176H160ZM208 177H210V178H214V177H211V176H209L208 175ZM231 177V176H230ZM244 177V176H243ZM262 177V176H261ZM168 178V177H167ZM192 178V177H191ZM222 178V177H221ZM169 179V178H168ZM195 179V178H194ZM199 179H201V177L199 178ZM230 179V178H229ZM233 179V178H232ZM240 179V178H239ZM260 179V178H259ZM204 180V179H203ZM209 180H211V179H209ZM160 181V180H159ZM158 181V182H159ZM177 181V180H176ZM184 181V180H183ZM195 181V180H194ZM199 181V180H198ZM202 181V180H201ZM204 181H206V180H204ZM242 181V180H241ZM158 182H156V184L158 183ZM172 181H170V183H171ZM188 182V181H187ZM233 183H234V181H232ZM257 182V181H256ZM260 182V181H259ZM184 183V182H183ZM189 183H190V181H189ZM193 182H191L190 183V185L192 184ZM196 183V182H195ZM200 183V182H199ZM220 183V182H219ZM233 183L231 184V185H233ZM22 184V183H21ZM172 184V183H171ZM178 184H179V182H178ZM230 184V183H229ZM249 184V183H248ZM159 185H160V182H159ZM158 185V186H159ZM180 185V184H179ZM219 185V184H218ZM258 184H256V186H257ZM260 185H262V184H260ZM158 186L157 185H154L152 188H155V189H157L158 188ZM176 186V185H175ZM178 186V185H177ZM186 186V185H185ZM192 186V185H191ZM197 186H199V184L197 185ZM212 186V185H211ZM211 186H210V188H211ZM215 187H216V185H214ZM229 186V185H228ZM237 186H238V184H237ZM242 186V185H241ZM149 186H147V188H148ZM160 187V186H159ZM170 187V186H169ZM168 187V188H169ZM208 187H209V185H208ZM207 187V188H208ZM215 187H213V188H215ZM253 187V186H252ZM263 187V186H262ZM150 188V187H149ZM162 188V187H161ZM174 188V187H173ZM212 188V189H213ZM242 188V187H241ZM240 188V189H241ZM254 188H256V187H254ZM258 188V187H257ZM261 188V187H260ZM145 189H146V186H145ZM160 189V188H159ZM163 189H165V188H163ZM192 189H195V188H193L192 187ZM239 188H238V190H240ZM259 189V188H258ZM264 189V188H263ZM151 190V189H150ZM150 190H149V192H150ZM173 190V189H172ZM190 190H191V188H190ZM202 190V189H201ZM205 190V189H204ZM204 190H202V191H200V192H203ZM213 190H215V189H213ZM256 190V189H255ZM262 190V189H261ZM171 191V190H170ZM169 191V192H170ZM184 191H186V190H184ZM183 191V192H184ZM188 191V190H187ZM193 191H196L197 192V190L195 189V190H193ZM249 191H251V190H249ZM248 191V192H249ZM145 192H147V190H145ZM145 192H143L144 194H145ZM172 192V191H171ZM215 193H216V191H214ZM217 192H219V191H217ZM221 193H220V195H222V194H224V193H222V191H220ZM151 193V192H150ZM153 193V192H152ZM185 193H187V192H185ZM185 193H183V194H185ZM193 193V192H192ZM231 193V192H230ZM232 193H234V191L232 192ZM251 193V192H250ZM249 193V194H250ZM142 194V193H141ZM159 194H160V192H159ZM175 194V193H174ZM179 194V193H178ZM211 194V193H210ZM227 194H229V193H227ZM235 194V193H234ZM253 194V193H252ZM146 195V194H145ZM150 195V194H149ZM182 195V194H181ZM190 195V194H189ZM219 195V196H220ZM254 195V194H253ZM143 196V195H142ZM169 196V195H168ZM173 196V195H172ZM172 196H171V198H172ZM185 196H186V194H185ZM216 196H217V193H216ZM235 196H237V194L235 195ZM235 196H233V198L235 197ZM258 196V195H257ZM146 197H148L149 198V196H146ZM162 197V196H161ZM255 197H256V195H255ZM135 198H137L136 196H135ZM141 198V197H140ZM153 199H154V197H152ZM163 198V197H162ZM162 198H161V200H162ZM181 198V197H180ZM183 198V197H182ZM181 198V199H182ZM187 198H189V197H187ZM199 198V197H198ZM232 198V197H231ZM257 198H259V197H257ZM256 198V199H257ZM264 198V197H263ZM191 199H192V197H191ZM220 199H221V197H220ZM261 199V198H260ZM260 199H259V201H260ZM85 200V199H84ZM176 200V199H175ZM188 200H190V199H188ZM192 200H195V199H192ZM201 200H203L202 199V197H201ZM225 200V199H224ZM239 200V199H238ZM244 200V199H243ZM246 200V199H245ZM131 201H132V203L134 204L135 202H136V199H134V201H133V197L131 198ZM171 200L169 199V202H170ZM173 201V200H172ZM212 201V200H211ZM228 201V200H227ZM230 201V200H229ZM247 201H249V200H247ZM251 202H253L252 200H250ZM87 202V201H86ZM139 202H141V200H139ZM147 202V201H146ZM145 202V203H146ZM148 202H150V201H148ZM155 202V201H154ZM181 202V201H180ZM185 202V201H184ZM204 202V201H203ZM233 202V201H232ZM242 201H240V203H241ZM246 202V201H245ZM245 202H243V203H245ZM255 202H257V201H255ZM255 202H254V204H255ZM263 202V201H262ZM90 203H92V202H90ZM145 203H144V206H145ZM165 203V202H164ZM171 203V202H170ZM173 203H175V202H173ZM177 203H178V201H177ZM186 203V202H185ZM182 204V203H180V204H182V205H185V206H187L186 204ZM205 203H207V202H204V205H205ZM230 203V202H229ZM258 203V202H257ZM93 204V203H92ZM189 204H191V203H189ZM195 204V203H194ZM251 204V203H250ZM259 204V203H258ZM73 204H71V205H66V204H63V203H55V204H53V202L52 203H43V204H40L39 205V213H42V215L40 216V217H38L39 219H37L36 221H33V222H31V223H24L22 226H20V227H18V225H20V223L22 222V217L24 218V217H29L28 215H26V214H22L21 216H19V214L18 213H10L9 214V216L8 217H5V216H0V238L1 237H3V235L5 234L6 235V237L5 238H2V240L3 241H1L0 240V264H29L30 263V260H25V262H23L22 261V259L20 258V257H17V258H14V259H12V257H13V255H12V253H13V251L15 250V249H17V248H20V247H22V246H27L28 244H38L39 243V241L42 239H44V241H47V240H49V238L53 235V234H56V229L58 228V229H67V230H69L70 232H72V231H75V230H77V229H83V231H84V228L82 227V226H80L81 224L82 225H87V224H89V225H91L92 227H96L97 225H98V221H100L103 217H106L107 216V218H114V219H117V218H119L120 217V215H122V216H127V214H134L135 215V213H132V211L133 212H135V210L134 209H132L131 211H129V209L128 208H126V209H119V210H112V209H110V208H107L108 210H110V212L109 211H105V210H101L100 208H98V209H100V210H98V209H96L95 211H92L88 206H87V204H84V202L83 201H79L77 204H75L74 206H72ZM152 205V204H151ZM156 205H158V204H156ZM168 205V204H167ZM171 205H172V203H171ZM237 205V204H236ZM256 206H257V204H255ZM262 205V204H261ZM87 206V207H86ZM153 206V205H152ZM155 206V205H154ZM163 206V205H162ZM176 206H178V208H179V204L178 205H176ZM176 206H174V207H176ZM246 206V205H245ZM248 206V205H247ZM250 206H252V205H250ZM259 206V205H258ZM100 207V206H99ZM132 207V206H131ZM148 207V206H147ZM164 207V206H163ZM166 208H167V206H165ZM169 207H170V204H169ZM168 207V208H169ZM188 207V206H187ZM103 208V207H102ZM157 208H159V206L157 207ZM189 208V207H188ZM249 208V207H248ZM247 207L245 208V210L246 209H248ZM251 208V207H250ZM249 208V209H250ZM257 208V207H256ZM128 209V210H127ZM131 209V208H130ZM148 210H149V208H147ZM163 209H165V208H163ZM169 209H171V208H169ZM182 209V208H181ZM126 210V211H125ZM148 210H146L147 212H148ZM168 210V209H167ZM167 210L164 212L165 214L167 213ZM177 209H175V211H176ZM179 210V209H178ZM177 210V211H178ZM208 210H210V209H208ZM213 210V209H212ZM251 210V209H250ZM257 210V209H256ZM50 211H53V212H55V214L54 213H52V215L49 213ZM160 211V210H159ZM252 211V210H251ZM263 211V210H262ZM172 212H174V211H172ZM185 212V211H184ZM187 212V211H186ZM190 212V214H191V211H189ZM243 212H245V211H243ZM253 212H254V210H253ZM127 213V214H126ZM162 213V212H161ZM163 213V214H164ZM171 213V212H170ZM178 213L180 214L181 212H179L178 211ZM252 213V212H251ZM251 213H250V215H251ZM46 214H48V216H44V215H46ZM167 214H169V212L167 213ZM174 214H175V212H174ZM184 214V213H183ZM211 214H213L212 212H211ZM162 215V214H161ZM161 215H159V213H158V216H156V214L154 213V216H156V217H159V216H161ZM170 215V214H169ZM248 215V214H247ZM246 215V216H247ZM256 215H257V213H256ZM45 217V219H42V218H44ZM165 216V215H164ZM177 216H178V214H177ZM249 216V215H248ZM252 216L253 215H251V218H252ZM137 217H140L141 218V216L139 215V216H137L136 215V218ZM155 217V218H156ZM210 217H212L211 215L209 216V218ZM109 218V219H110ZM160 218V217H159ZM168 219L170 218V217H167ZM167 218H165L163 221L165 222V220H167ZM171 218H172V216H171ZM177 218V217H176ZM253 218H255V217H253ZM31 219H33V218H29V220H31ZM35 219V218H34ZM160 219H162V216H161V218ZM180 219V218H179ZM184 219H185V217H184ZM196 219V218H195ZM199 219V218H198ZM183 220V219H182ZM199 220H201V219H199ZM214 220V219H213ZM225 220V219H224ZM162 221V222H163ZM217 221V220H216ZM251 221V220H250ZM107 222H108V220H107ZM183 222V221H182ZM181 222V223H182ZM203 222V221H202ZM258 222V221H257ZM11 223V224H10ZM77 223H78V225H77ZM169 223V222H168ZM167 223V224H168ZM177 223H178V221H177ZM184 223H185V220H184ZM192 223V222H191ZM253 223V222H252ZM8 224H10V225H8ZM165 224V223H164ZM166 224V225H167ZM171 224V223H170ZM190 224V223H189ZM6 225H8V226H6ZM165 225V226H166ZM178 225H180V224H178ZM186 225L188 226V224L186 223ZM250 225H251V223H250ZM254 226H255V224H253ZM257 225V224H256ZM263 225V224H262ZM6 226V227H5ZM204 226V225H203ZM209 226V225H208ZM211 226V225H210ZM209 226V227H210ZM223 226V225H222ZM253 226V227H254ZM10 227V228H9ZM72 227H74V228H72ZM181 227V226H180ZM179 227V229L180 230H183V227L182 228H180ZM190 227V226H189ZM188 227V228H189ZM198 227H200V226H198ZM207 226H205V228H206ZM168 228H171V230H172V227H170V225L168 226ZM177 228V231L176 230H174V232H175V234H176V236H177V233H178V226L176 227ZM175 228V229H176ZM214 228H215V225H214ZM223 228V227H222ZM225 228V227H224ZM163 229H164V231L166 230V228H164L163 227ZM173 229H174V227H173ZM192 229V228H191ZM194 229V228H193ZM227 229H230L231 230V228H227L226 227V230L225 231H227ZM140 230V229H139ZM207 230V229H206ZM211 230H212V228H211ZM214 230H216V229H214ZM262 229H260V231H261ZM168 232H170L169 231V229L167 230ZM173 231V230H172ZM191 231V230H190ZM213 231V230H212ZM255 231H256V229H255ZM174 232H171V234L173 233L174 234ZM202 232V231H201ZM217 232V231H216ZM237 232H239V231H237ZM244 232H247V230L246 231H244ZM249 232V231H248ZM256 232H258L259 233V231H256ZM264 232V231H263ZM167 232H165V234H166ZM184 233V232H183ZM203 233V232H202ZM229 233V232H228ZM254 233V232H253ZM74 234H76V233H74ZM121 234V233H120ZM168 234H170V233H168ZM167 234V235H168ZM186 234V233H185ZM188 234V233H187ZM205 234H206V232H205ZM236 234V233H235ZM241 234H242V232H241ZM240 234V235H241ZM245 234V233H244ZM60 235V234H59ZM123 235V234H122ZM189 235H191V234H189ZM189 235H187V236H189ZM212 235V234H211ZM247 235V234H246ZM253 235V234H252ZM257 235V234H256ZM72 236H74L73 234H72ZM131 236V235H130ZM159 236V235H158ZM162 236V235H161ZM169 236V235H168ZM176 236L174 237L175 239H178V238H176ZM182 235H180V238L181 239H183V237H181ZM194 236V235H193ZM204 236V235H203ZM216 235H214V237H215ZM222 236V235H221ZM227 235L225 234V237H226ZM245 236V235H244ZM53 237V236H52ZM57 237V236H56ZM163 237V236H162ZM166 237V236H165ZM172 237V236H171ZM254 237V236H253ZM252 237V238H253ZM257 237H258V235H257ZM61 238V236H59V239ZM66 238V237H65ZM128 238V237H127ZM158 238V237H157ZM154 239V240H158V239ZM168 238H170V237H168ZM173 238V237H172ZM195 238V237H194ZM206 238V237H205ZM73 239H75V238H73ZM163 239V238H162ZM162 239L160 238L159 239V242H161L162 241ZM60 240H63V239H60ZM70 240V239H69ZM161 240V241H160ZM66 241V240H65ZM181 241V240H180ZM42 242V241H41ZM50 242V241H49ZM62 242V241H61ZM64 242V241H63ZM67 242V241H66ZM158 242V241H157ZM164 242V239H163V241H162V243ZM213 242H214V239H213ZM226 242V241H225ZM43 243V242H42ZM65 243V242H64ZM68 243V242H67ZM82 243V242H81ZM177 243V242H176ZM201 243V242H200ZM203 243V242H202ZM211 243V242H210ZM52 244V243H51ZM60 244V243H59ZM66 244V243H65ZM80 244V243H79ZM184 244H185V242H184ZM221 244V243H220ZM238 244V243H237ZM22 245V246H21ZM53 245V244H52ZM69 245V244H68ZM157 245V244H156ZM44 246V245H43ZM60 246H61V244H60ZM65 246V245H64ZM160 247V246H159ZM203 247H204V245H203ZM58 248H60L59 246H58ZM57 248V249H58ZM62 248H63V246H62ZM62 248H61V251H62ZM158 248V247H157ZM168 248V247H167ZM185 248V247H184ZM250 248V247H249ZM82 249V248H81ZM199 249V248H198ZM59 250V249H58ZM71 250V249H70ZM154 250V249H153ZM152 250V251H153ZM54 251V250H53ZM132 251V250H131ZM157 249H156V253H157ZM168 251V250H167ZM183 251V250H182ZM203 251H205V250H203ZM207 251V250H206ZM44 252H47L46 250H42L41 249V251L40 252H38V253H35V257H32V259H33V261H35V262H39V263H41V261H46V260H44V259H39L40 257H41V255H43V253ZM159 252V251H158ZM208 252V251H207ZM248 252V251H247ZM41 254V255H38V254ZM52 253V252H51ZM89 253V252H88ZM145 253V252H144ZM155 253V252H154ZM162 253V252H161ZM186 253H188V252H186ZM206 253V252H205ZM199 253H197V255H198ZM184 255V254H183ZM197 255H196V257H197ZM28 256V255H27ZM137 256V255H136ZM150 256H153V255H150ZM157 256H159V254H157ZM157 256H154V257H157ZM199 256V255H198ZM25 257H26V255H25ZM87 257H88V255H87ZM133 257V256H132ZM146 257V256H145ZM160 257V256H159ZM163 257V256H162ZM185 257V256H184ZM212 257V256H211ZM215 257V256H214ZM261 257V256H260ZM23 259H25L24 257H22ZM135 258V257H134ZM161 258V257H160ZM170 258H171V256H170ZM199 258V257H198ZM254 258V257H253ZM162 259V258H161ZM88 260V259H87ZM197 260V259H196ZM262 260V259H261ZM140 261V260H139ZM166 261H167V259H166ZM193 261V260H192ZM134 262H137L138 263V260L137 261H134ZM43 263V262H42ZM46 262H44L43 264H45ZM50 264V263H49ZM64 264H66V263H64ZM139 264V263H138ZM155 264V263H154Z\"/></svg>", "mask_w": 264, "mask_h": 264}, {"label": "snow or ice", "instance_id": "snow-or-ice-1", "mask_svg": "<svg viewBox=\"0 0 264 264\" xmlns=\"http://www.w3.org/2000/svg\"><path fill=\"white\" fill-rule=\"evenodd\" d=\"M51 14L52 9L34 8L31 0H0V112L44 128L54 141L56 150L62 154L67 152L66 156L62 155L65 169L58 175L31 185L24 181L22 187L15 186V177L23 175L20 169L30 165L0 160V216L39 211L37 199L48 203H52L54 198L63 201L70 196L76 199L81 190L75 185L92 181H95L94 187L87 193L90 202L111 209L141 206L133 204L130 197L141 194L143 186L152 183L149 176L154 177L167 169L146 167L141 170L143 175L136 168L131 172L108 171L105 164L114 155L108 146L113 137L92 133L70 135L61 128L63 113L55 105L64 104L74 97L66 94L51 97L45 94L44 89L37 90L33 85L40 75H47L59 66L44 59L45 56L52 54L67 60L71 47L81 46L79 33H71L64 28L56 32L39 28L38 20ZM84 38L96 39L88 34H84ZM124 109V105L111 107L100 118L110 117L116 123H127ZM136 116L140 123L133 119V128L145 134L155 129L163 132V112L145 109ZM100 172L105 175H99Z\"/></svg>", "mask_w": 264, "mask_h": 264}]
</instances>
